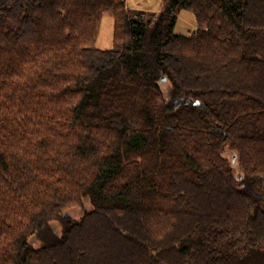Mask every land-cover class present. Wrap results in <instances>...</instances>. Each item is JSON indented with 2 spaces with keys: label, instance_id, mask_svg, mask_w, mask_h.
<instances>
[{
  "label": "trees",
  "instance_id": "obj_1",
  "mask_svg": "<svg viewBox=\"0 0 264 264\" xmlns=\"http://www.w3.org/2000/svg\"><path fill=\"white\" fill-rule=\"evenodd\" d=\"M149 14L0 0V264H264V0Z\"/></svg>",
  "mask_w": 264,
  "mask_h": 264
},
{
  "label": "rangeland",
  "instance_id": "obj_2",
  "mask_svg": "<svg viewBox=\"0 0 264 264\" xmlns=\"http://www.w3.org/2000/svg\"><path fill=\"white\" fill-rule=\"evenodd\" d=\"M169 0H127V5L129 9L133 12L135 11H144L147 13L159 14L163 11ZM196 30V19L191 12L181 11L178 15L177 25L175 32L177 35L187 36L192 34ZM113 34H114V19L110 16L103 18L101 24L100 35L96 43V47L101 50H111L113 49ZM164 91L169 95L170 86L167 81L163 82ZM227 158L234 160V167H236L237 157L232 153L226 154ZM92 206L88 199L84 201L82 207L74 208L68 211L66 214L74 219H80L85 211L91 210ZM52 226L58 234L61 233V224L58 221L52 223ZM31 243L35 247H40L41 243L37 238H32ZM264 261V260H263Z\"/></svg>",
  "mask_w": 264,
  "mask_h": 264
},
{
  "label": "water",
  "instance_id": "obj_3",
  "mask_svg": "<svg viewBox=\"0 0 264 264\" xmlns=\"http://www.w3.org/2000/svg\"><path fill=\"white\" fill-rule=\"evenodd\" d=\"M181 104H182V101H181V100H178V101L176 102V107H179ZM196 105L198 106L199 103H196Z\"/></svg>",
  "mask_w": 264,
  "mask_h": 264
}]
</instances>
